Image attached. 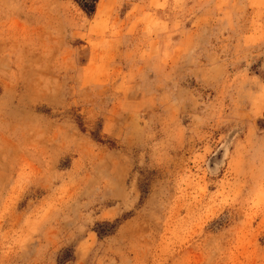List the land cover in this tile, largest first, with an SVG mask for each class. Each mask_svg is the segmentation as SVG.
Returning a JSON list of instances; mask_svg holds the SVG:
<instances>
[{"label": "rangeland", "instance_id": "obj_1", "mask_svg": "<svg viewBox=\"0 0 264 264\" xmlns=\"http://www.w3.org/2000/svg\"><path fill=\"white\" fill-rule=\"evenodd\" d=\"M0 264H264V0H0Z\"/></svg>", "mask_w": 264, "mask_h": 264}, {"label": "trees", "instance_id": "obj_2", "mask_svg": "<svg viewBox=\"0 0 264 264\" xmlns=\"http://www.w3.org/2000/svg\"><path fill=\"white\" fill-rule=\"evenodd\" d=\"M88 16L95 14L99 0H73ZM98 139V137H97Z\"/></svg>", "mask_w": 264, "mask_h": 264}]
</instances>
